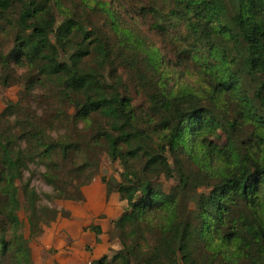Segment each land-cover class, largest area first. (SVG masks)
<instances>
[{"label": "trees", "instance_id": "trees-1", "mask_svg": "<svg viewBox=\"0 0 264 264\" xmlns=\"http://www.w3.org/2000/svg\"><path fill=\"white\" fill-rule=\"evenodd\" d=\"M75 3L0 0V83L21 68L39 88L34 110L10 100L0 113V264H34L31 240L63 214L49 203L84 200L104 155L124 167L121 180L102 176L107 191L128 205L113 232L122 248L93 264H264V0ZM99 13L111 30L91 20ZM119 61L139 75L147 108L134 106ZM162 176L179 184L167 191Z\"/></svg>", "mask_w": 264, "mask_h": 264}, {"label": "crops", "instance_id": "crops-1", "mask_svg": "<svg viewBox=\"0 0 264 264\" xmlns=\"http://www.w3.org/2000/svg\"><path fill=\"white\" fill-rule=\"evenodd\" d=\"M83 192L84 200L67 203L70 217L59 216L41 238L30 243L34 264H93L104 256L112 258L122 248L113 232L127 201L119 193L108 194L102 177H96ZM93 225L99 226L101 233L89 229Z\"/></svg>", "mask_w": 264, "mask_h": 264}, {"label": "rangeland", "instance_id": "rangeland-1", "mask_svg": "<svg viewBox=\"0 0 264 264\" xmlns=\"http://www.w3.org/2000/svg\"><path fill=\"white\" fill-rule=\"evenodd\" d=\"M76 1H78V0H64L65 4L71 8H73L75 6ZM53 12H54V15L56 16V19H57L56 26H59L63 22L64 15H63V13L59 12V10L57 8H55V6H54ZM91 16H92L91 20L93 22H95L99 28L107 29V31L111 30L110 22L108 21L107 16H104L103 13L93 14ZM87 28L89 30H91L92 27H91V25H88ZM137 28H139V30H141V33L143 34L144 37H146L148 40L153 42L154 45L156 47H158L160 49V51L163 52L162 56H164V60H165L166 64H173L176 62L177 58L174 55V47L172 45H169L167 40H165L163 37L158 35L155 30L150 29V27L147 25V23L139 17H138ZM168 34L173 35L175 33H174V31L171 30ZM184 35H186V34H184ZM51 39L53 41L56 40V36L54 33H51ZM169 40L174 41L173 38H169ZM61 60H63V61L68 60V56L63 51H61ZM119 63H120V61L118 63H116L117 69H118L117 73H118L119 77H121V79H122L123 87H126L129 94L131 95V97L133 99L134 106H136L139 109L147 108V106H148L147 89L143 85L139 75L135 72V70L133 69V66L130 67V66H127L124 64H119ZM135 66H137L141 72H145V70H146V68L142 65H135ZM22 71H23V69H21V68L18 69L19 73H18L17 77L14 78L13 82L9 86H5V85L0 83V113L3 112L7 108L8 102L10 100L14 101L16 103L19 102L22 106H24L26 109H28V111H32L35 109L34 99H35V95L39 92V90H38L39 88L35 87L34 89L31 90V88H29L27 78L22 75ZM109 72H110V68L107 67L106 74L108 76H109ZM168 72H169L170 79H169V82L166 80V84L173 87L176 85V83L179 82V77H178V75L174 74L175 69L172 65H170V69H168ZM187 74H188V79L190 81L195 78V76H192L190 78L189 73H187ZM109 77H110L109 80L111 81V78H113V77H111V76H109ZM196 81H197V78L193 80V84H198V82H196ZM70 111L74 112V109L71 108ZM220 134L223 135V139L222 140L216 139L217 140L216 142L222 146L224 139H225V134L222 131H220ZM123 170H124V167L120 161L113 162L110 160V158L107 155H104L102 158V161H101L100 169L98 171V174L95 176V178L96 177H102V176H106V177L114 176L118 180H121V173L123 172ZM33 171H36V169L34 168ZM159 182L164 186V189L167 191L169 189H171L172 187L177 186L179 184L177 181H174L171 179L170 180L165 179L164 176L161 177ZM33 184L38 189V191L41 193H43V192L51 193L52 192V188L50 186H48L41 179V177H40V175H38V173L34 174ZM188 187L189 186L187 184V185H184L182 188L188 189ZM108 194H111V193H108ZM70 201H74V200H56V201L49 203V204H51V206H54V207L60 209L59 211L63 214H60L59 216L64 218V217H70L71 216V210L67 206V203ZM44 202L47 203L48 202L47 199H45ZM66 211L69 212L70 215L66 216L64 214ZM20 215L26 224L25 233L27 236H29L30 226L28 224L27 216L24 213V211H21ZM59 216H58V218H59ZM58 218L56 219L55 222H57ZM53 223L51 225H53ZM42 235L37 237V238H41ZM36 239H32L31 242L35 241ZM52 252H53V250H52ZM45 256H46V253L43 252L42 257L44 258Z\"/></svg>", "mask_w": 264, "mask_h": 264}]
</instances>
